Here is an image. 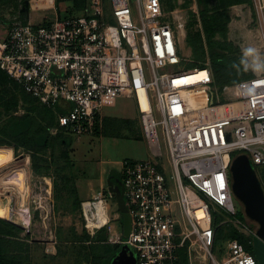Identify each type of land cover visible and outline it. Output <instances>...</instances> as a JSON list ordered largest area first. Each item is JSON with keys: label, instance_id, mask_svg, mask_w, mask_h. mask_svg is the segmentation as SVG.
Instances as JSON below:
<instances>
[{"label": "built area", "instance_id": "built-area-1", "mask_svg": "<svg viewBox=\"0 0 264 264\" xmlns=\"http://www.w3.org/2000/svg\"><path fill=\"white\" fill-rule=\"evenodd\" d=\"M109 1L108 14L94 0L92 14L41 23L14 16L0 32V67L55 112L53 134L94 132L105 107L135 99L154 157L122 162L133 228L128 238L112 230L109 243L132 246L137 264H179L186 243L189 259L197 247L212 264H258L237 238L223 257L213 253L212 211L237 213V154L264 167V73L217 85L208 64L182 66V24L162 0ZM107 204L82 203L92 234L109 221Z\"/></svg>", "mask_w": 264, "mask_h": 264}, {"label": "rangeland", "instance_id": "rangeland-1", "mask_svg": "<svg viewBox=\"0 0 264 264\" xmlns=\"http://www.w3.org/2000/svg\"><path fill=\"white\" fill-rule=\"evenodd\" d=\"M162 1L170 18L177 24H182L179 31L183 40L184 68L191 70L201 64H208L213 68L211 54L217 52L226 54L227 58L239 59L237 63L242 66V71L252 73L251 77L264 73V0H252V3L229 7L226 37L217 33L212 45L208 44L203 35L201 57L197 56L198 52L189 42L198 30L202 31L196 0ZM100 2L105 14L110 13V1ZM216 3L217 0H211V5ZM54 4L55 18L92 14L96 5L94 0H87L83 7H79L81 2L76 4L75 0H54ZM0 7L12 17V14L18 13V0L6 1L0 4ZM5 23L8 27L10 20ZM227 44H231L230 48L223 46ZM249 48L255 49V52L247 53ZM257 63L261 64L260 68L255 67ZM234 79V75L229 78ZM17 92L21 95L19 88ZM28 105L21 102L18 112L23 113ZM103 112L97 131L70 136L72 142L68 146L69 159L62 155L63 146L60 143L53 154L51 150L47 151L45 156L51 162L49 170H45L43 166L40 172L34 171L30 153L22 147L14 150V155L7 160L3 161L0 155V217H6L5 208L10 207V202L15 209L24 210L29 214V223H16L14 230L20 241L28 243L27 250L35 264L82 262L84 246L90 244V240L85 241L84 236L89 233L92 239L98 234V231L92 234L91 227L89 229L86 226L82 208L85 201L107 199L109 221L104 228L108 236L114 229L117 232L122 230V214L108 190L107 180L113 173L111 168L120 171L122 162L126 159L144 160L153 158L154 155L144 135L140 112L134 98L120 97L115 106L105 107ZM164 158L167 161L166 156ZM246 170L258 200L264 206V167L251 161ZM234 199L236 214L219 213L222 216L219 224H222L224 236L231 225L247 235L253 234L241 225L240 212L249 223L252 224L253 221L245 214L244 206L238 198L234 196ZM178 220L183 219L179 216ZM254 223L257 231L258 224ZM90 225H95L94 221H90ZM227 239L222 236L215 242L213 253L218 258L226 254ZM126 246L128 247V244L121 245V249ZM91 250L96 251L98 248ZM52 254H56L55 257H52ZM203 254L204 250L196 247L189 263L212 264Z\"/></svg>", "mask_w": 264, "mask_h": 264}, {"label": "trees", "instance_id": "trees-1", "mask_svg": "<svg viewBox=\"0 0 264 264\" xmlns=\"http://www.w3.org/2000/svg\"><path fill=\"white\" fill-rule=\"evenodd\" d=\"M2 1V0H0ZM81 2L79 7L85 6L87 0H75V3ZM201 23V30H198L189 41L197 53L201 57L203 53V35L208 40V44L213 45V38L217 33H221L226 37L228 31V9L237 4L252 3V0H217L215 5H211V0H196ZM231 44L223 45L230 48ZM213 68H211L214 81L217 85L223 86L227 83L246 79L252 76L250 72H243L242 66L238 64L237 58H227L226 54H211ZM204 66L201 64L200 67ZM234 75L236 79L229 80ZM19 88L21 95L18 94ZM21 102L28 103L23 113L18 112ZM20 109V108H19ZM55 112L39 103L35 98L27 94L21 85L16 82L9 74L0 67V145H9L18 149L25 148L32 160V168L36 172H40L44 166L45 170H49L51 162L48 161L45 154L48 150L55 151L58 143L63 146V156L69 159L68 146L72 142L71 134L64 132L53 134L51 127L55 124ZM99 124L95 130L97 131ZM121 179V173L115 168H111ZM264 180V179H263ZM262 183L264 185V181ZM239 218L244 225H247L252 232H256L254 222L249 223L239 213ZM213 226L216 231V240L223 238H237L244 247L253 252V242L256 234L247 235L238 228L230 226L227 234H223L224 230L219 224L222 216L216 211H212ZM15 227L17 224L0 217V264H32L29 260L28 243L20 241L16 236ZM85 241L90 240V244L84 246L83 263L90 264H109L111 256L121 249L123 244H112L108 242V234L105 228L98 231L95 238L91 239V235L86 233ZM188 244L179 249V264H190ZM92 251L91 249H96Z\"/></svg>", "mask_w": 264, "mask_h": 264}, {"label": "water", "instance_id": "water-1", "mask_svg": "<svg viewBox=\"0 0 264 264\" xmlns=\"http://www.w3.org/2000/svg\"><path fill=\"white\" fill-rule=\"evenodd\" d=\"M28 0H25V8ZM251 162L246 153L237 154L231 163L232 188L234 195L244 206L245 214L258 224L253 242V251L258 264H264V206L259 202L253 182L247 174V166ZM110 195L115 198L122 214V232L128 238L133 228V218L125 199V187L122 179L112 173L107 180ZM7 220H14L6 217ZM110 264H137V254L132 246L122 248L113 257Z\"/></svg>", "mask_w": 264, "mask_h": 264}, {"label": "crops", "instance_id": "crops-1", "mask_svg": "<svg viewBox=\"0 0 264 264\" xmlns=\"http://www.w3.org/2000/svg\"><path fill=\"white\" fill-rule=\"evenodd\" d=\"M6 1L8 2L11 0H2V1H0V4H3ZM53 5H55L54 0L53 1H51V0H28V7L25 8V0H18V13L16 12L17 14L16 13L12 14V17L10 14L4 13V9H2L0 7V32H6L7 31L8 27H7L5 22H8L9 20L11 21L12 18L16 15H20L23 19H26V18L32 19L33 21L38 22V23L48 21L49 19H54L55 15H54V10H53ZM182 45H183V40H182L181 46ZM182 49H183V46H182ZM19 107H21V105ZM0 149H2V150H0V155L2 157L1 158L2 160L3 159L7 160L8 158H10V156H13L14 150H16L14 147L9 146V145H0ZM97 206L101 210V212H103L102 203H98ZM5 209H7V211H6V215H7V213H9V207L5 208ZM2 218L6 219V217H4V216ZM17 224H19V223H17ZM22 241H24V240H22ZM123 245H125V244H123ZM52 255H53L52 257H55L56 254H52ZM116 255H117V253L114 254L113 256H111V258L109 260V264H110L111 260L113 259V257ZM29 260L31 261V255L29 256ZM33 264H35V263L33 262ZM83 264H90V263H83Z\"/></svg>", "mask_w": 264, "mask_h": 264}, {"label": "bare ground", "instance_id": "bare-ground-1", "mask_svg": "<svg viewBox=\"0 0 264 264\" xmlns=\"http://www.w3.org/2000/svg\"><path fill=\"white\" fill-rule=\"evenodd\" d=\"M0 150H2V149H0ZM9 206H10L9 207V213H7L6 217L11 218L12 220H14L15 222H17L19 224L21 223V224H26L27 225L29 223V214L26 211H24V210L20 211V210L15 209V207L12 204V202H10ZM99 211L101 212L100 209H99Z\"/></svg>", "mask_w": 264, "mask_h": 264}, {"label": "clouds", "instance_id": "clouds-1", "mask_svg": "<svg viewBox=\"0 0 264 264\" xmlns=\"http://www.w3.org/2000/svg\"><path fill=\"white\" fill-rule=\"evenodd\" d=\"M246 51H247V53L251 54V53L255 52V49L249 48V49H247ZM255 67H256V68H260V67H261V64L257 63V64L255 65Z\"/></svg>", "mask_w": 264, "mask_h": 264}]
</instances>
